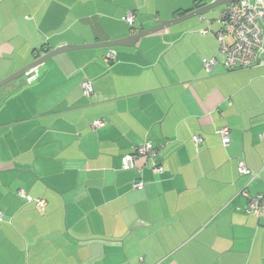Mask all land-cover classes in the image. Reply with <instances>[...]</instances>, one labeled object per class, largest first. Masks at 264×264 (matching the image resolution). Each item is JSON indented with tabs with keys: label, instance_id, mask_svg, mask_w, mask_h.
I'll return each instance as SVG.
<instances>
[{
	"label": "crops",
	"instance_id": "obj_1",
	"mask_svg": "<svg viewBox=\"0 0 264 264\" xmlns=\"http://www.w3.org/2000/svg\"><path fill=\"white\" fill-rule=\"evenodd\" d=\"M216 1L0 0V83L62 47L125 40ZM225 6L135 47L58 54L0 89V264H264V219L240 194L264 191V66L227 68ZM146 141L164 145V173L144 158L123 169Z\"/></svg>",
	"mask_w": 264,
	"mask_h": 264
},
{
	"label": "built area",
	"instance_id": "obj_2",
	"mask_svg": "<svg viewBox=\"0 0 264 264\" xmlns=\"http://www.w3.org/2000/svg\"><path fill=\"white\" fill-rule=\"evenodd\" d=\"M204 19V16H202ZM133 13L126 14L122 20L126 23H134ZM218 21L221 24L219 31L215 33L220 49L226 56V66L228 69H250L258 66H264V0H241L226 5L220 12ZM208 29L201 31L207 34ZM116 59V54L110 51L106 56L108 63ZM216 64L214 59L206 62V69L210 71ZM84 94L91 96L93 94V85L91 81H85L82 85ZM105 126L103 121H96L93 128H102ZM222 138V145L228 147L231 143L230 128H224L218 132ZM194 141L199 144L202 139L194 136ZM164 145L146 141L135 148L133 153L123 156V169H136V161L144 158L155 174L164 173V168L160 162V154ZM238 171L242 176H250L255 179L256 174L249 169L244 162H240ZM144 188V183L136 181L133 183V189ZM246 197L248 202L246 213L254 215L258 219H264V191L256 195H249L245 191L240 193ZM17 195L27 203H35L42 211L46 209L47 203L44 200L34 199L24 190H19ZM4 219V214L0 210V223Z\"/></svg>",
	"mask_w": 264,
	"mask_h": 264
},
{
	"label": "water",
	"instance_id": "obj_3",
	"mask_svg": "<svg viewBox=\"0 0 264 264\" xmlns=\"http://www.w3.org/2000/svg\"><path fill=\"white\" fill-rule=\"evenodd\" d=\"M238 1H241V0H217L215 3H213L211 5H208V6L203 7L197 11L189 13V14H187L183 17H180L174 21L162 23L161 25H159L153 29L147 30V31H140L136 35H134L128 39H125V40L113 41V42H109V43L90 45V46H82V47H62V48H60L56 51H53V52L43 56L42 58L38 59L37 61H35L33 64H31L27 69H25L21 73L13 75L12 77L2 81L0 83V89L3 88L4 86H6L7 84H9L10 82H12V81L20 78L21 76L27 74L31 70H34L39 65H41L43 62L47 61L48 59H50V58H52L58 54L70 52V51L83 50V49H93V48L96 49V48H113V47H127V48L135 47L136 43L140 40V38H142L146 35L165 30L167 28H170L173 25L184 22V21L191 19L193 17H196V16H204L205 14H207L212 9H215V8H218L221 6H225V5H228L230 3L238 2Z\"/></svg>",
	"mask_w": 264,
	"mask_h": 264
},
{
	"label": "rangeland",
	"instance_id": "obj_4",
	"mask_svg": "<svg viewBox=\"0 0 264 264\" xmlns=\"http://www.w3.org/2000/svg\"><path fill=\"white\" fill-rule=\"evenodd\" d=\"M188 21H190V20H188ZM187 22V21H186ZM185 22H183V23H181V24H178V25H176V26H174V27H177V26H180V25H182V24H184Z\"/></svg>",
	"mask_w": 264,
	"mask_h": 264
}]
</instances>
